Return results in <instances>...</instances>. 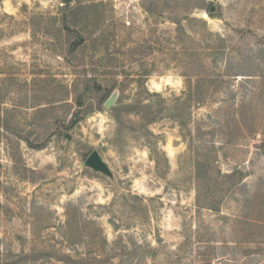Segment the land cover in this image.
Listing matches in <instances>:
<instances>
[{
    "label": "rangeland",
    "instance_id": "rangeland-1",
    "mask_svg": "<svg viewBox=\"0 0 264 264\" xmlns=\"http://www.w3.org/2000/svg\"><path fill=\"white\" fill-rule=\"evenodd\" d=\"M0 264H264V0H0Z\"/></svg>",
    "mask_w": 264,
    "mask_h": 264
},
{
    "label": "water",
    "instance_id": "water-1",
    "mask_svg": "<svg viewBox=\"0 0 264 264\" xmlns=\"http://www.w3.org/2000/svg\"><path fill=\"white\" fill-rule=\"evenodd\" d=\"M65 1H69V0H65ZM212 11L214 10L213 8L211 9ZM109 105V103H107ZM87 165H89L90 167L96 169V170H100L103 171L105 173H110V169L107 166V164L101 159L98 151H93L89 157L87 158L86 161Z\"/></svg>",
    "mask_w": 264,
    "mask_h": 264
},
{
    "label": "trees",
    "instance_id": "trees-1",
    "mask_svg": "<svg viewBox=\"0 0 264 264\" xmlns=\"http://www.w3.org/2000/svg\"><path fill=\"white\" fill-rule=\"evenodd\" d=\"M146 106V105H145ZM146 107H148V106H146ZM80 115H79V113L78 114H76V117L73 119V123H76V122H78L79 120H78V118L77 117H79ZM213 208V207H212Z\"/></svg>",
    "mask_w": 264,
    "mask_h": 264
}]
</instances>
